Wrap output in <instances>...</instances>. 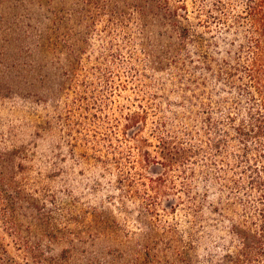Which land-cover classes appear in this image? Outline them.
I'll use <instances>...</instances> for the list:
<instances>
[{
    "label": "rangeland",
    "instance_id": "374dc122",
    "mask_svg": "<svg viewBox=\"0 0 264 264\" xmlns=\"http://www.w3.org/2000/svg\"><path fill=\"white\" fill-rule=\"evenodd\" d=\"M220 1L218 20L171 0L182 43L133 0H0V264H215L237 245L248 79L219 68L254 49L243 1Z\"/></svg>",
    "mask_w": 264,
    "mask_h": 264
},
{
    "label": "trees",
    "instance_id": "16d2710c",
    "mask_svg": "<svg viewBox=\"0 0 264 264\" xmlns=\"http://www.w3.org/2000/svg\"><path fill=\"white\" fill-rule=\"evenodd\" d=\"M133 1L141 21L146 23L145 30L148 28L149 14H160V24L171 30V36L176 34L184 42L188 28L183 22L182 6H175L171 0ZM242 1L250 32L248 42L254 52L246 63L239 64L236 60L244 47L240 45L235 53V63L232 65L229 61H223L219 71L223 73L225 69L231 83L235 72H239L241 78L248 79L235 85L238 94L247 99V109L237 122L231 119L235 140L241 145V163L245 166L240 176L239 170H234V174L227 178L232 191L245 189L254 198L246 199L242 211L232 209L229 234L237 241V245L219 257L215 264H264V0ZM213 7L210 16L220 20L221 16L218 15L224 11V4L220 0H213ZM169 52L166 49V53ZM151 56L153 63L161 62L159 56ZM205 63L206 69H211L209 59ZM137 118L131 117V121L136 122Z\"/></svg>",
    "mask_w": 264,
    "mask_h": 264
}]
</instances>
